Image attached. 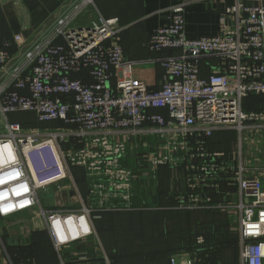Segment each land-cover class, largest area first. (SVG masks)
<instances>
[{
  "label": "built area",
  "instance_id": "1",
  "mask_svg": "<svg viewBox=\"0 0 264 264\" xmlns=\"http://www.w3.org/2000/svg\"><path fill=\"white\" fill-rule=\"evenodd\" d=\"M192 2L170 6V21L151 33L149 48L165 54L159 89L133 74L119 17L79 20L95 0L72 5L18 58L21 35L0 47V216L37 210L62 263L65 247L99 235L105 213L136 207L137 171L127 159L148 147L150 171L170 167L184 179L171 193L174 208L237 211L240 264H264V190L244 158L246 140L264 135V107L246 109L248 97L264 98V0H230L218 8L217 32L199 36L187 29ZM81 72L92 81L73 77ZM19 112L59 124L27 127L10 118ZM223 130L238 132V157L209 149ZM30 156L44 169L36 172ZM52 187L66 206L43 202ZM170 264L195 260L177 253Z\"/></svg>",
  "mask_w": 264,
  "mask_h": 264
},
{
  "label": "crops",
  "instance_id": "2",
  "mask_svg": "<svg viewBox=\"0 0 264 264\" xmlns=\"http://www.w3.org/2000/svg\"><path fill=\"white\" fill-rule=\"evenodd\" d=\"M78 1L0 0V17L3 16L7 31L13 41L15 35H21L25 40L24 45L14 42L15 56L18 58L27 47L44 35L56 20ZM178 1L180 0H97L96 6H89L79 20L81 22L89 21L97 12L109 17H119L121 26L124 28L120 39L126 53V60L134 63L133 74L145 82L148 80L149 83H146L151 88L159 89L165 78L164 69L158 59L165 54L152 51L149 48V40L156 27L170 21L168 8ZM192 1L194 2L191 3L187 11L189 34L199 36L216 33L219 20L218 8L230 3V0ZM152 70L156 72V77H151ZM154 78L156 79L154 80ZM10 118L12 119V115ZM234 132L238 134L234 130L217 131L214 134V142L221 139V134L224 136L222 138L233 140L232 138L236 135L227 133ZM249 141L244 150V158L251 168L247 172V176L260 178L264 190V163L251 164L249 159L254 156L247 152L248 147L257 149L260 159L264 162V135H260L258 144L255 141ZM232 155L233 153L230 156ZM141 163H145L146 166V161ZM164 168L167 167L161 169ZM147 171L149 172L150 169L147 168ZM184 183L182 176L173 178L172 175L170 192L175 190L174 188L184 187ZM51 190L52 188L48 193ZM53 191L55 192V190ZM66 199L64 194L61 195L56 191L54 201L47 204L66 206L68 204ZM167 209L175 210L173 207L164 205L137 203L136 207L130 211L107 215L102 221V228L100 231L98 230V236H92L84 243L73 244L63 249L64 263L58 256L60 264H169L168 256L165 257V254L171 238L167 237L163 231L165 225L159 222L164 217L161 214H164L163 211H167ZM41 227L44 238L49 242L50 237L43 220ZM161 230L160 235L153 236L156 231ZM10 236L19 237L21 241V236L18 233L16 235L10 233ZM4 261L3 258L2 262Z\"/></svg>",
  "mask_w": 264,
  "mask_h": 264
},
{
  "label": "rangeland",
  "instance_id": "3",
  "mask_svg": "<svg viewBox=\"0 0 264 264\" xmlns=\"http://www.w3.org/2000/svg\"><path fill=\"white\" fill-rule=\"evenodd\" d=\"M154 76L156 77V72L152 70L151 77ZM146 82L149 83L148 80ZM13 118L21 122L26 121L22 116H14ZM4 125V122L0 123V131ZM227 134H235L236 137L232 138L233 140L230 139V143L229 140H221L220 143L215 141L218 144H213L212 148L209 149L213 152L222 151L227 155L233 153L232 156L238 157L239 135L235 132ZM249 140L258 144L259 134L253 135L246 142L248 143ZM131 151V154L135 155L129 157L127 163L134 166L137 171L136 185L138 195H141L135 202L174 208L175 203L171 206L169 204L173 170L167 167L148 172L145 163L141 162L145 161L144 156H147L150 148L140 147L137 150L133 147ZM247 152L254 156L249 159L251 164L264 163L260 159L257 149H249L248 147ZM39 169H44V166H40ZM57 188L52 187L50 193L46 191L41 193V199L45 204L54 201L55 192L53 190L57 191ZM176 211L183 212L178 213ZM168 213L171 215L169 220L165 222L160 220V223L165 225L163 231L167 237L171 238L169 244L174 246L175 251L178 250V253L188 255L195 260V264H240V245L238 246L237 243L239 229L237 211L175 209V211ZM41 223L42 217L37 210L24 211L9 217L0 216V264H2L3 258L7 264H54L55 255L49 242L42 236ZM161 232L162 230L156 231L153 236L160 235ZM10 233L15 235L18 233L21 236V244L25 246L23 251L8 247L4 241V236L10 235ZM23 255L27 257L26 260L19 262L18 260ZM39 257L42 258V262L38 260ZM58 261L60 260L58 259Z\"/></svg>",
  "mask_w": 264,
  "mask_h": 264
},
{
  "label": "trees",
  "instance_id": "4",
  "mask_svg": "<svg viewBox=\"0 0 264 264\" xmlns=\"http://www.w3.org/2000/svg\"><path fill=\"white\" fill-rule=\"evenodd\" d=\"M96 2H97V0H95V4H96ZM104 15V14H103ZM105 16H107V15H105ZM107 17H109V16H107ZM8 29H7V25H6V23H5V20H4V18H3V16H2V18L0 17V47H2V45H3V43L6 41V40H9V41H13V39H12V37L10 36V33L7 31ZM58 41H60L61 42V39L60 40H58ZM12 50L14 51L15 49H14V47L12 48ZM125 51V50H124ZM126 54V53H125ZM204 72H205V74H208L207 73V68H205L204 69ZM73 77H77V78H83V79H85V80H89V81H92V78L90 77V76H88V74L87 73H85V72H81V73H76V74H74L73 75ZM263 107H264V98H262L261 96H256V95H252V96H250V97H248L247 99H246V109L247 110H261V109H263ZM14 116H22L26 121H24V122H21V121H19V122H21V123H23L25 126H27V127H38V126H52V125H58L59 124V122H51V123H41V122H39L38 121V119L36 118V116H35V114H33V113H30V112H19V113H13L12 114V120H14ZM14 121H17V120H14ZM220 135V134H219ZM221 136L222 137H224L222 134H221ZM221 137V139H219V141H217L218 143H220V141L221 140H225V141H228L229 140V143H230V139L228 138V139H226V138H222ZM217 142H214V136H212L210 139H209V141H208V147L209 148H212V145L213 144H216ZM217 143V144H218ZM209 144H210V146H209ZM80 184L82 185V187L83 188H85V183H84V179H81L80 180ZM169 194V193H168ZM170 203V206L172 205V204H174L175 203V199H174V197H173V195L171 194V192H170V201H169ZM174 206V205H173ZM169 211H175V210H170V209H167V211H163V213L164 214H161V215H164V217H163V222H165V221H168L169 220V218H170V216L171 215H169ZM205 211H208V210H205ZM176 212H178V213H181V212H183V211H176ZM113 213H115V212H110V213H105L104 214V216H103V218H101V219H99V220H97V227H98V230L100 231V229L102 228V221H104L105 220V218L107 217V215H111V214H113ZM184 213H189V212H184ZM168 215V216H167ZM159 217V216H158ZM160 222V221H159ZM164 225V224H163ZM38 233V232H37ZM42 233V236L44 237V232H41ZM40 234V233H39ZM8 237H11L10 235H5L4 236V241L7 243V245H8V247H10L11 249H16V250H24L25 249V246H23L22 244H21V241H20V244L19 245H14V246H10L9 245V242H8V240H7V238ZM238 238H239V235H238ZM237 238V243H238V246H239V239ZM47 240V239H46ZM48 241V240H47ZM49 244H50V246H51V249L53 250V252H54V264H60V261H58V254H57V252H56V249H55V247H54V245H53V243H52V241H51V239L49 240ZM168 248H167V252H166V254H165V257H167L168 258V262H169V264H170V258H171V256L172 255H174V254H177L179 251L177 250V251H175L176 249L174 248V246H172L171 244H169V246H167ZM240 249V248H239ZM27 254L25 253V256H26ZM24 255H23V257H21V259H19L18 261L20 262V261H24V260H26V258L27 257H25ZM239 259H240V252H239ZM40 262H42L41 260H42V258L41 257H39V259H38Z\"/></svg>",
  "mask_w": 264,
  "mask_h": 264
},
{
  "label": "water",
  "instance_id": "5",
  "mask_svg": "<svg viewBox=\"0 0 264 264\" xmlns=\"http://www.w3.org/2000/svg\"><path fill=\"white\" fill-rule=\"evenodd\" d=\"M54 25H55V23H54ZM54 25H52V27H53ZM52 27H50V28L46 31V33H47ZM46 33H45V34H46ZM45 34H44V35H45ZM44 35H42V36L39 38V40H40ZM170 52H171V51H169V53H170ZM0 120H1V116H0ZM7 240H8V242H9V245H10V246H14V245H19V244H20V238H19V237H8Z\"/></svg>",
  "mask_w": 264,
  "mask_h": 264
},
{
  "label": "bare ground",
  "instance_id": "6",
  "mask_svg": "<svg viewBox=\"0 0 264 264\" xmlns=\"http://www.w3.org/2000/svg\"><path fill=\"white\" fill-rule=\"evenodd\" d=\"M30 159H31V162L33 164L35 171L38 172L39 167L44 165V162L42 161V159L35 157V156H30Z\"/></svg>",
  "mask_w": 264,
  "mask_h": 264
}]
</instances>
